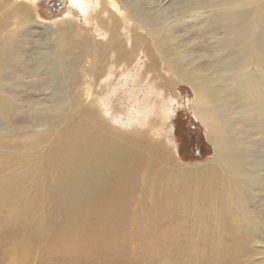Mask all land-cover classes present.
<instances>
[{
  "label": "rangeland",
  "instance_id": "obj_1",
  "mask_svg": "<svg viewBox=\"0 0 264 264\" xmlns=\"http://www.w3.org/2000/svg\"><path fill=\"white\" fill-rule=\"evenodd\" d=\"M21 1L32 3V10L44 20L43 26L49 33L43 34L42 29L32 30V35L19 43L18 50L23 54H25L26 42L31 47L32 83H27L29 74L24 71V67L20 68L15 76H12L11 70L0 73L5 84L12 87L5 94V99L1 97L0 91L4 108H7L6 101L9 97L14 98L18 106L14 110L15 113L13 111L6 116L0 114V127L5 129L0 134V153H5L6 150L12 151L9 149L12 143L19 142L17 147L21 158L14 162L13 173L10 174L11 178L18 183H25V180L30 177L32 160L36 158L32 157L31 153L34 142L26 141L24 138L37 130L36 124H44L55 119L54 114L47 108L61 102L60 95L64 87L71 84L70 88L74 91L69 92V98L72 103L77 99L76 102L79 101L84 107L89 104L91 93L88 94V99L86 96L80 97L77 94V87L80 84L82 86L80 78L86 77L90 80L85 73L86 68L91 69L95 63L99 66L102 62L103 65L98 70L104 72L111 67L107 66V59L113 60V66L109 72L112 71L117 77L121 65L124 63L134 65V62L131 63L132 57L129 53L132 54L133 51L137 53L145 48L147 49H144L145 53L151 52L158 59L163 49H166L167 55L172 53L170 49L173 47L169 44L173 41L179 53V47L183 44L177 43L176 40H181L182 43L194 41V45H184L186 46L184 51L194 57L200 56L205 51L212 52L216 46V39L223 32V22L218 18L201 22L188 17L181 21L176 20V15L184 14L187 6L190 5L191 9L196 7L195 0H113L119 11L117 15L123 10L127 12L124 6L133 3L129 13L125 16L119 15L123 18L122 25H119L118 17L113 21L110 20L113 29L110 28L109 19L106 23L104 22L105 26L110 28V35L114 32L118 37L115 42L110 41L108 36L104 38L106 40H103L102 33L93 35L91 25L93 16L89 19V25L85 23L82 13L70 5V0ZM208 1L212 2V0ZM216 5L222 7V3H216ZM260 5L263 6L264 1ZM212 10L213 8L208 9L209 12ZM130 12H137L140 16L132 14L136 17L132 20ZM258 13L264 17L263 11ZM8 14L9 12L5 17H8ZM33 14L32 26H34ZM237 14L240 18L245 16L243 12ZM142 18L147 19L145 26L150 29L137 25ZM198 19L202 20V17ZM69 21L74 26L71 25L73 29L66 31ZM52 22L58 24L52 26ZM61 22L64 23L63 31L68 33L67 35L57 33L58 28L62 29ZM259 24L261 28L258 35L264 29L262 23ZM123 25L125 27L128 25V29H124ZM210 25L211 28L208 27ZM74 29L77 31L71 33ZM154 34H160V38L154 37ZM171 34L175 36L173 40L168 38ZM77 35L80 37H76ZM125 35L130 36L129 42L123 38ZM134 37L138 38L135 45ZM161 38L163 41L159 42ZM65 40H67V46L63 43ZM248 44L251 45V50L260 51L261 38L255 37L254 43L248 42ZM105 49L108 51L107 55L111 57L101 52ZM112 50L117 51L114 59L112 56L115 54H112ZM83 52L84 55H82ZM17 60L18 58L13 62L16 63ZM55 62L57 65L52 68L55 74H34L37 67ZM163 68V60L158 61V64L151 61L147 63V70L151 73L159 72ZM262 70H264V64ZM130 71L131 73L125 78L118 80L116 91L108 101L107 126L116 131H124L123 129L129 127L130 119L136 115V108L138 105H143L144 95L150 89L149 76L143 82L138 80L135 83L133 82L134 66ZM79 72L84 74L80 76ZM15 81L18 82L16 86ZM97 82H100V90L103 82L101 79ZM155 82L160 92L163 89L169 91V93L166 92L167 97L171 95L174 101L171 106L172 113L163 122V126L160 125L158 115L150 116L145 120L140 119L143 121L135 124L140 125L151 120L154 124L156 123L155 127L156 125L158 128L163 127L161 131L163 136L156 133L157 127L155 131L154 125L151 136L146 131H141L140 136L148 139L146 144H142V152L146 153L148 150L151 152L148 143L158 147L154 150L158 152L169 174L165 179L169 178L170 183L178 184L177 190L171 188L162 191V188H159L152 191L147 186L140 193L137 187H132L129 190L125 189L128 193L121 201L117 194L112 193L108 198L93 203L85 211L89 218L77 216L65 230L57 231L59 236L56 238L38 236L33 238L34 242H32V222H43L41 229L47 227L45 219L50 220L53 207L47 200L49 198L47 188L44 189L47 186L44 185L39 192L35 193L30 192L32 185L30 191L26 187V190L16 194V197L0 203V264H258L261 261L262 256L254 248V243L260 241L261 245L264 244V180L260 181L259 189L250 196L237 191L228 193L223 187L226 180L222 176H218L212 183L207 180L201 186L195 178L196 170L190 169L197 164L208 163L215 157V153L208 141L209 129L194 115L193 111L198 106L197 103L193 106L194 91L189 83H179L176 87H172L169 81L167 83L163 79H156ZM137 88L139 91L135 97ZM263 93L264 90L261 89V94ZM237 97L238 94H235L234 98ZM65 111L67 109H64ZM101 117L104 118L103 115ZM242 125L250 127L248 136L244 140L248 152L251 155L258 153L257 156L264 161V130L262 129L264 122L253 112L252 121L242 122ZM45 145H40L38 149ZM154 154L155 152L151 154L152 161H155ZM154 166L156 164H147L146 156L138 172V179L145 177L149 180L158 168L153 169ZM26 171L30 174L27 175ZM38 171L40 180L38 178L36 180L41 186L60 176L57 170H49L51 173H45L46 171L43 172L44 170L38 168ZM10 175L8 173L0 175V181H6ZM28 182L32 183L31 180ZM11 185L4 188L3 192L8 193ZM254 196L256 199H253ZM242 215L249 217L246 221H241ZM258 219H261L263 224ZM246 227L253 228L259 235L251 237L247 234ZM257 246L260 247L259 244ZM39 249H42L44 253L40 255Z\"/></svg>",
  "mask_w": 264,
  "mask_h": 264
},
{
  "label": "bare ground",
  "instance_id": "obj_2",
  "mask_svg": "<svg viewBox=\"0 0 264 264\" xmlns=\"http://www.w3.org/2000/svg\"><path fill=\"white\" fill-rule=\"evenodd\" d=\"M195 1L194 5L196 7L191 9L190 5L187 6L188 8H186L184 14L176 15V20L181 21L185 17L199 20L200 22L213 20V18L221 19L223 22V32L216 39V46L212 52L205 51L200 56L194 57L184 51V48H186L184 45H194V41L182 43L181 40H176L177 43L183 44L179 47V53L173 41L169 44L173 47L170 49L172 53L167 55L166 49H163L158 59L151 52L145 53V48H142L137 53L134 51L132 54L129 53L132 57V60H129H131V63L134 62V65L125 63L121 65L117 77L113 75L112 71L109 72V69L113 66V60L106 58L108 61L107 66L111 67L105 69L107 71L104 72H102L103 70H98L103 65L102 62L99 66H96L97 64L95 63L93 68H86L85 70V73L88 75L87 78H90V80H87L86 77L80 78L82 86L80 84L77 87L78 96H86L87 99L90 97L88 100L89 104L84 107L79 101L76 102L77 99L72 103L69 94L74 90H71V84L65 86L63 93L60 95L61 102L57 103L56 106L47 108L49 112L54 114L53 117L55 119L49 120V122L44 124H36L37 130L31 135H26L29 137L24 138L26 141L34 142V148L31 149V153L32 157H36L32 160V173L30 174V172L26 171V174H30V177L25 180V183H18L10 175L13 173L14 162L21 158L17 147L19 142L12 143V146L9 148L12 151L6 150L5 153H0V175L4 173L10 175L6 181H0V203L16 197V194L18 195V193L26 190V187L30 191L31 185L32 191L30 192L34 193L39 192L44 185L47 186L44 188H47L49 197L47 200H49L54 209L52 208L51 210L52 215L49 218L50 220L44 218L45 223L47 222L48 224L47 227L41 229L40 227L41 225L43 226V222H32V242H34L33 238H37L38 236L41 238H56L59 236L57 231L65 230L77 216L89 218L85 211L93 203L108 198L112 193L117 194L119 201H121L125 198L126 193H128L125 189L129 190L132 187H137L140 193L147 186L152 191L159 188H162V191L170 190L171 188L177 190L178 184L170 183L169 178L165 179L169 174L163 166L158 152L154 150L158 147L155 144L148 143L151 152H155V161H152V153L149 150L146 153L142 152V144H146L148 139L140 136V133L141 131H146L151 136L152 127L153 125L155 127L156 123L154 124L150 120L140 125L135 124L143 121L140 119L145 120L150 116L158 115L160 116V125L163 126V122L172 113L171 106L174 104V101L171 95L167 97L168 90L163 89L161 92L159 91L160 88L157 87L156 79H163L167 83L169 81V85L172 87H176V84L179 83H189L191 89L194 91L193 106L196 103L198 104L193 111L194 115L209 129L208 141L215 153V157L208 163L197 164L190 169L196 170L195 178L199 184L203 186L207 180L212 183L218 176H222L226 180V184L223 187L228 193L237 191L250 196L259 189L258 185L260 181L264 180V161L257 156L258 153L251 155L244 145V140L248 136L250 127H243L242 122L250 123L253 112L264 122V93L261 94V89L264 90V70H262V65L264 64V29L258 35L259 28H261L259 23H262V27H264V17L258 13L259 11L264 12V5H260L264 0ZM216 3H222V7L217 6ZM70 5L82 13L83 20L88 25L89 19L93 16V22L91 23L93 35L97 36L102 33L103 40H106L104 38L108 36L110 41L115 42L118 37L114 32L113 34L111 33L113 37L109 33V29H113V24H110V20L113 21L118 17L119 25H122L124 22L120 16H125L129 13L133 3L125 5L124 8L127 12L123 10V12L119 13L120 16L117 15L119 11L113 0H70ZM206 8H213V10L209 12ZM8 12V17H5ZM240 12L245 13V16L241 18L237 17V13ZM32 13H34V26H32ZM132 14L140 16L137 12H130L131 16ZM133 17H130V19L136 18ZM200 17H202V20L198 19ZM107 19H109L110 28L105 26ZM146 22L147 19L142 18L137 25H140L144 29H150L145 26ZM57 24V22L51 23L52 26ZM63 24L61 22L62 29L58 28L57 33L67 35L68 33L63 31L65 28L62 26ZM43 25L44 20L32 10V3H26L21 0H0V73L11 70L12 76H15V73L24 67V71L29 74L27 83H32L31 47L25 41V54H23L18 50V46L20 41L23 42L24 39L26 40V38L32 35V30L42 29L43 34H48L49 31ZM71 25L73 23L69 21V25L65 30H71ZM122 27L128 29V25L127 27L124 25ZM208 27L211 28V25ZM76 31L74 29L71 33ZM250 31L252 33H249ZM159 35L154 34V37L157 38ZM171 35L168 38L173 40L175 36ZM152 36L151 38L153 39ZM76 37L79 38L80 35ZM255 37L261 38L260 51L251 50V45L248 44V42L254 43ZM123 38L129 42L130 36L125 35ZM125 40L124 42H126ZM137 40L138 38H135L134 45ZM66 41L63 42L65 46L68 45ZM161 41H163V38L159 40V42ZM161 46L163 47L162 44ZM101 52L105 56L111 57V55H107V49ZM111 52L115 54L112 56L114 59L117 51L112 50ZM82 55H84V52ZM16 58L18 60L15 63L13 60ZM162 60L164 61V68L162 70L160 69L156 73H151V71L147 70V63L149 61L158 64V61L161 62ZM56 65L57 62L37 67L38 69L35 70L34 74H55L56 72L52 68ZM124 66L130 67L126 68ZM132 66L135 68L133 82L136 83L138 80L143 82L149 76L150 89L146 91L144 100H140L143 105H138L136 108V115L130 119L128 123L129 127L127 126L128 128L123 129L124 131H116L107 126L106 112L108 111V101L116 91L118 80L130 74ZM82 74L84 73L79 72L80 76ZM260 74L261 76H259ZM79 75L77 74V76ZM2 76L5 77L4 75ZM52 79L54 80L55 78ZM99 79L103 82L100 90V82H97ZM14 84L16 86L18 82L15 81ZM139 86L141 87V85ZM11 88L0 77L1 97L5 99V94ZM138 88L134 94L135 97L139 91ZM164 88H166V85H164ZM89 93L91 95L88 97ZM235 94H238L236 99L234 98ZM6 104L7 108H4L3 100L0 99V114L5 116L11 114L18 107L16 100L12 97L8 98ZM64 109H67V111L64 112ZM156 127V133L160 135L163 127L158 128L157 125ZM156 127L154 128L155 131ZM262 129L264 130V126ZM4 130L3 127H0V134ZM161 136L163 135L161 134ZM147 137L149 136L147 135ZM42 144L46 145L38 149ZM146 156L147 164H156L153 169L158 168L150 176L149 180L145 177L138 179V172L141 170ZM38 168L44 170L43 172L46 171L45 173L57 170L59 171L58 176H60L56 177L57 179L53 181H49V183L45 182L47 184L42 182L43 185L41 186L39 181L36 180V178L40 180ZM29 180L32 181L31 184L28 182ZM8 185H11L10 191L8 193L3 192V189L8 187ZM253 199H256V197L254 196ZM242 216L241 221H246L249 217L246 215ZM258 221L261 222V219H258ZM34 224H36L35 227ZM246 231L251 237H255L258 234L251 227H246ZM254 244V248L262 256L258 264H263L264 244L261 245L262 242L260 243V241ZM38 252H40V255L44 253L42 249H39Z\"/></svg>",
  "mask_w": 264,
  "mask_h": 264
}]
</instances>
